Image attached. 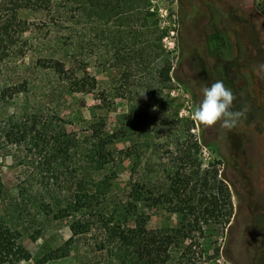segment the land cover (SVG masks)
I'll return each instance as SVG.
<instances>
[{"label":"rangeland","instance_id":"obj_1","mask_svg":"<svg viewBox=\"0 0 264 264\" xmlns=\"http://www.w3.org/2000/svg\"><path fill=\"white\" fill-rule=\"evenodd\" d=\"M55 1L51 16L20 13L30 22L21 40H28L30 50L24 62L10 57L7 61V45L0 46V178L6 190L0 200V221L18 232L20 244L31 254L29 261L20 264H119L117 242L109 238L96 213L67 209L74 196H64L68 194L63 191L65 177L47 166L34 146V137L46 126H50L48 138L54 126L83 136L89 124L97 121H103L106 131L112 132L118 128L117 116L129 111L128 89L137 102L147 106L152 98L141 81L124 78L135 49L131 26L97 13L86 0ZM263 4L264 0H151L150 10L156 13L159 30L164 33L162 53L173 65L172 87L164 89L161 100L169 94L181 105L180 117L193 120L191 114L203 98L202 88L221 80L236 95L233 111L248 109L233 129L219 123L205 127L193 120L203 167L213 165L219 170L231 190L235 209L230 226H210L217 233L207 239L209 254L198 258V264H264L262 160H254L260 166L252 171L258 181L255 191L244 178L251 177L245 162L248 151L264 153ZM6 16L7 7H2L0 29ZM242 22H246L245 29H239ZM219 29L220 35L216 33ZM59 43L69 45L72 64L86 81L77 92H66L61 81L36 65L38 57L51 56ZM26 80L29 84L22 93L9 91L3 96L7 88ZM55 114H60L63 122L56 121ZM11 118L21 123L22 131L23 124L29 126L24 133L17 130L20 144L5 138ZM150 120L152 129L158 128L163 138L172 133L170 125L159 124L156 113ZM129 169L127 164L121 181L129 178ZM146 170L143 165L139 176ZM116 192L104 199L108 212L125 200L121 191ZM143 220L151 230L173 227L179 221L167 207L149 204L140 205L129 225L140 226ZM77 221L88 222L91 231L74 236L71 225ZM71 238L68 256L52 258Z\"/></svg>","mask_w":264,"mask_h":264},{"label":"trees","instance_id":"obj_2","mask_svg":"<svg viewBox=\"0 0 264 264\" xmlns=\"http://www.w3.org/2000/svg\"><path fill=\"white\" fill-rule=\"evenodd\" d=\"M86 1L97 13H106L108 18L131 26L135 49L124 78L141 81L152 100L147 102L148 106L137 102L135 93L128 89L129 111L117 116V129L107 132L103 121H97L90 123L80 136L62 126H54L48 138L50 126H46L34 137V146L42 152L47 166L65 177L67 186L63 191L68 194L64 196H74L68 201L67 209L96 213L109 238L116 240L119 264H198V258L209 254L211 246L206 241L216 232L210 226L223 229L230 226L235 209L231 190L219 170L213 165L203 167L202 146L192 132L195 122L180 117L181 105L169 94L161 100L164 89L172 87L173 65L162 53L164 33L159 30L156 13L150 10L151 0ZM57 3L55 0H0V9L7 7L0 29V46L7 45V61L10 57L24 62L29 55L28 40H21L29 31L30 22L23 20L20 13L51 16ZM262 8L263 11L259 10L264 15V4ZM68 46L59 43L51 56L38 57L36 65L46 75L52 74L61 81L66 92H77L86 81L78 76ZM28 84L26 80L11 86L3 96L9 91L19 95ZM152 113H156L160 125H170L172 133L163 138L158 128L152 129ZM55 115L56 121L63 122L60 114ZM36 119L32 118L34 122ZM8 121L11 128L5 138L12 144H20L17 130L22 131L21 123L12 118ZM28 128L23 124L22 132ZM127 164L129 178L121 181L119 177L127 171ZM143 165L147 170L139 176ZM116 191H121L125 200L108 212L104 199ZM5 194L0 178V200ZM142 204L167 207L179 221L173 227L160 230L148 229L146 220L140 226L129 225ZM71 231L79 236L91 230L88 222L77 221L71 225ZM19 237L18 232L0 221V264H20L31 259ZM72 240L51 257L68 256ZM104 248L102 245L101 249ZM214 249L219 256V248Z\"/></svg>","mask_w":264,"mask_h":264},{"label":"clouds","instance_id":"obj_3","mask_svg":"<svg viewBox=\"0 0 264 264\" xmlns=\"http://www.w3.org/2000/svg\"><path fill=\"white\" fill-rule=\"evenodd\" d=\"M202 97L201 102L194 108L191 118L205 127L219 123L222 128L233 129L248 111L247 107L233 111L236 95L221 80L203 87Z\"/></svg>","mask_w":264,"mask_h":264},{"label":"flooded vegetation","instance_id":"obj_4","mask_svg":"<svg viewBox=\"0 0 264 264\" xmlns=\"http://www.w3.org/2000/svg\"><path fill=\"white\" fill-rule=\"evenodd\" d=\"M240 26L241 27L239 29H241L242 27H244L243 29H245L246 28V22H242ZM221 32L224 35V32L223 31H221ZM216 33L219 34L220 33V29H219V31H216ZM224 37H225V35H224ZM252 142H254V141L250 140L251 145H253ZM262 148H264V147H262ZM247 156H248V158H246L245 162L248 165V168H249L250 173H251L250 174L251 177L246 175V176H244V178H245L246 181H248V185H249L250 189L255 191L257 189L258 181L255 179L254 175H252L253 174L252 171L254 169H258L259 170V168H260V166L256 162L257 160H262V168H260V171H262V172L264 171V153L260 154V153H257L256 151H251V152L248 151V155ZM254 160H256V161H254ZM261 181L263 182V179Z\"/></svg>","mask_w":264,"mask_h":264}]
</instances>
